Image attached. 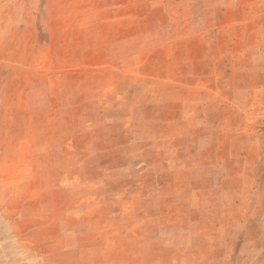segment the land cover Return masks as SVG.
<instances>
[{"label": "rangeland", "instance_id": "374dc122", "mask_svg": "<svg viewBox=\"0 0 264 264\" xmlns=\"http://www.w3.org/2000/svg\"><path fill=\"white\" fill-rule=\"evenodd\" d=\"M0 264H264V0H0Z\"/></svg>", "mask_w": 264, "mask_h": 264}]
</instances>
